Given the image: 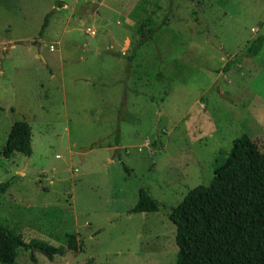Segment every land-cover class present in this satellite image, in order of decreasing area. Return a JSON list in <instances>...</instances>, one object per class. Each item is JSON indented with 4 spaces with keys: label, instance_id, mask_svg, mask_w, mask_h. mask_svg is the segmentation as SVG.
<instances>
[{
    "label": "rangeland",
    "instance_id": "rangeland-1",
    "mask_svg": "<svg viewBox=\"0 0 264 264\" xmlns=\"http://www.w3.org/2000/svg\"><path fill=\"white\" fill-rule=\"evenodd\" d=\"M262 36L264 0H0V224L77 247L14 264H175L171 209L236 138L264 153ZM21 121L32 154L4 159ZM140 189L157 212H130Z\"/></svg>",
    "mask_w": 264,
    "mask_h": 264
},
{
    "label": "trees",
    "instance_id": "trees-1",
    "mask_svg": "<svg viewBox=\"0 0 264 264\" xmlns=\"http://www.w3.org/2000/svg\"><path fill=\"white\" fill-rule=\"evenodd\" d=\"M50 16L44 17L39 37ZM151 26L149 21L138 28L139 42L151 39L155 30ZM263 43L264 36L254 39L244 55L256 56ZM228 68L226 64L223 70ZM15 154L26 158L32 154L31 128L25 121L12 125L1 151L4 159ZM122 168L127 172L123 164ZM9 186L10 182L0 184V198ZM157 210L148 192L140 189L130 212ZM168 219L175 228V264H264V153L247 135L236 138L208 185L189 190L171 209ZM75 242L73 235L67 236L65 246H53L40 239L26 241L0 224V264H14L19 252L31 262H35L36 253L51 262L66 250L75 251Z\"/></svg>",
    "mask_w": 264,
    "mask_h": 264
},
{
    "label": "water",
    "instance_id": "water-1",
    "mask_svg": "<svg viewBox=\"0 0 264 264\" xmlns=\"http://www.w3.org/2000/svg\"><path fill=\"white\" fill-rule=\"evenodd\" d=\"M112 55H115V56H119V54H113V53H111Z\"/></svg>",
    "mask_w": 264,
    "mask_h": 264
}]
</instances>
